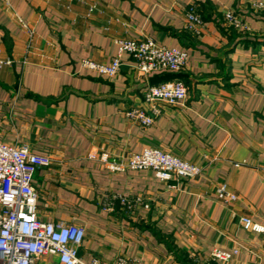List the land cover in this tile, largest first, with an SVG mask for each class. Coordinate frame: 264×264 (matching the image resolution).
Masks as SVG:
<instances>
[{
  "label": "crops",
  "instance_id": "1",
  "mask_svg": "<svg viewBox=\"0 0 264 264\" xmlns=\"http://www.w3.org/2000/svg\"><path fill=\"white\" fill-rule=\"evenodd\" d=\"M258 0H0V142L49 158L34 187L40 218L84 227L85 264L119 256L142 264H264V13ZM195 7L203 20L188 29ZM233 13L246 30L230 26ZM152 39L189 54L181 73L145 74L129 55L114 78L82 66L109 64L123 40ZM175 79L184 105L160 103L150 128L126 111L152 106L150 86ZM157 147L199 165L168 182L152 171L107 165ZM225 184L238 201L224 204ZM138 202L131 211L114 198ZM148 206V207H147ZM239 249L232 260L215 250Z\"/></svg>",
  "mask_w": 264,
  "mask_h": 264
},
{
  "label": "built area",
  "instance_id": "2",
  "mask_svg": "<svg viewBox=\"0 0 264 264\" xmlns=\"http://www.w3.org/2000/svg\"><path fill=\"white\" fill-rule=\"evenodd\" d=\"M255 8L264 13V0H258ZM188 29L200 32L203 20L195 7L187 12ZM226 22L240 30L248 29L242 19L233 13L225 16ZM119 52L109 64H98L84 60L82 66L101 76L116 77L123 64V56L129 55L136 68L145 74L181 73L188 68L189 54L182 49H170L152 39L123 40L118 43ZM3 63L0 62V68ZM144 102L152 106L149 114L143 107L126 111V117L144 128L152 127L162 111L159 104L184 105L188 89L180 79L148 86L143 92ZM50 166L47 157L32 153L25 147H12L0 142V264H85L79 258V249L86 237L84 227L63 222H47L40 218L39 194L34 187L38 169ZM112 173L126 171H152L156 178L168 182L174 178L194 179L202 175L203 169L194 163L164 152L157 147H148L122 161L107 165ZM264 173V165L261 166ZM218 200L232 204L239 197L225 184L217 188ZM128 210L138 202L128 198H114ZM148 207V206H147ZM245 230L264 233V228L250 218H242ZM239 254V249L230 252L215 250L212 260L226 262ZM90 264H142L139 260L119 256L112 263L93 260Z\"/></svg>",
  "mask_w": 264,
  "mask_h": 264
},
{
  "label": "trees",
  "instance_id": "3",
  "mask_svg": "<svg viewBox=\"0 0 264 264\" xmlns=\"http://www.w3.org/2000/svg\"><path fill=\"white\" fill-rule=\"evenodd\" d=\"M160 84V83H159ZM156 85V84H155Z\"/></svg>",
  "mask_w": 264,
  "mask_h": 264
}]
</instances>
